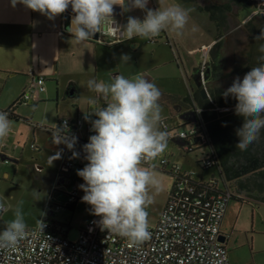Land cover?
Masks as SVG:
<instances>
[{
    "label": "clouds",
    "instance_id": "obj_1",
    "mask_svg": "<svg viewBox=\"0 0 264 264\" xmlns=\"http://www.w3.org/2000/svg\"><path fill=\"white\" fill-rule=\"evenodd\" d=\"M159 2L163 3V0ZM18 3L50 20L71 6L75 15L67 31L77 44L92 39L96 33L102 34L108 21L128 40L152 39L162 31L180 36L192 11L179 3L153 10L147 7L149 0H11L13 7ZM116 5L124 11L141 9L145 16L142 20L129 16L126 25L113 27ZM259 51L264 53V45ZM129 59L127 54L121 57L125 63ZM87 87L107 103L100 106L97 99H88L91 114L98 118L91 121L95 135L83 146L88 163L77 172L85 182L79 186L85 193L82 202L90 205L92 214L101 218L98 221L101 230L126 237L138 245L150 238L147 208L154 202L151 190L159 192L161 186L151 161L168 146V132L160 127L162 93L152 80L139 74L133 77L117 75L111 82L90 79ZM223 95L237 101L235 114L243 117V125L237 130L239 142L236 147L244 151L259 139L264 129V55L257 58L256 66L242 80L236 77ZM11 123L8 113L0 112V139L9 135ZM67 132L66 121L62 126L54 124L52 143H63L73 149L76 137L69 139ZM60 155L57 152L49 157V165ZM78 155L73 152V158ZM23 203L18 202L13 218L6 221L0 231V252H14L22 241L34 237L36 231L43 233L46 227L43 220L37 219L36 229H29ZM4 208L5 204L0 202V211Z\"/></svg>",
    "mask_w": 264,
    "mask_h": 264
},
{
    "label": "rangeland",
    "instance_id": "obj_2",
    "mask_svg": "<svg viewBox=\"0 0 264 264\" xmlns=\"http://www.w3.org/2000/svg\"><path fill=\"white\" fill-rule=\"evenodd\" d=\"M149 3L153 4L152 2ZM156 3H158L160 7H167L173 3H179L184 8L192 10L189 13V19L182 31V35L177 36L172 32L179 37L180 46H177L175 43L173 48L175 52H177V55L179 54L182 56V59H185L184 63H190L188 67L198 65L200 62H205L198 68V73L196 74L197 77L204 78L205 72H203V70L206 69V62L210 58L209 52L218 36L216 26L209 20L206 13L200 12L192 5L182 3L180 0H163V3L157 0ZM207 3L208 2H201L200 4L205 6ZM257 16V10L252 7L240 11L238 13V20L236 17L230 19V25L232 29H234V32L224 37V52L229 61H232L236 53H239L236 47L241 44V40H246L248 38L245 27L239 22L246 24ZM236 32H238V35ZM146 45L147 48L142 46L137 54L134 52V49L130 48L126 53L130 59L127 63L121 64L122 66L120 64L117 66L118 60H114L113 51H108V66L105 67L101 75L103 76V80H105V82H111L117 75L133 77L139 74L143 76L145 71H148L153 76L167 75L168 77L176 72L173 66L170 65L162 67H156L154 65L160 57L170 58L172 62H176L175 58L172 56V52L166 50L169 49L168 47L160 48L150 46V44ZM153 49L158 50L156 53H152ZM206 50L208 53H206ZM186 63L185 67L187 68ZM154 68L158 69L153 71L155 70ZM8 79L10 82L8 85L11 87L10 90H8V95L11 96L20 80L12 76ZM155 84L159 88H175L179 90L181 94H187L179 80H177V84H174L170 80H161L155 82ZM46 88L48 89L47 93L41 94V99L36 101L35 107L22 104L18 108L20 116L23 119L30 120L31 125L24 120H11V129L9 132L10 140L6 137L0 139V145L2 142L8 144L7 149H2L0 147V156L5 154L12 159V161L3 162L0 157V202L5 204L7 208L6 217H8L9 220L13 218V211L18 202L23 201L25 221L29 228L36 226L37 219L43 221L48 220L51 223L57 224L58 232L62 231L61 233H66L71 241H76L79 238L80 232L85 229L89 217L88 204L82 202V197L85 193L79 187L85 182L77 175L78 169L74 168L70 171L62 169L65 162L68 163L69 160L74 159L73 152L75 151V146L68 155L69 148L66 144L61 143L56 145L52 143L51 131L54 128V124L57 125L63 120L69 122L75 120L77 112H79L80 115L84 113L91 114L92 107L88 104V99L97 98L94 92L89 91L87 81L81 87L78 98L69 96L67 90L63 88L57 90L55 84L52 83H48ZM161 107V122L164 121L165 124L171 126L181 122L180 120L182 119L180 116L170 117L169 109L163 106ZM172 111H174V109H172ZM91 116L94 119L95 115L91 114ZM184 128L188 129L189 127L184 126ZM85 133L84 129H79L77 131V136L81 138L85 136ZM32 144L37 146L36 150L31 149ZM169 145H173L172 147L175 149V155L172 157V160L178 162L177 165H182L184 170H193L196 177L203 176L206 180L215 176L214 170H203L198 164V162L204 159L201 153H192L189 155V159H185L183 153L175 144L170 143ZM15 146L18 148L15 149ZM171 149L170 147L166 148V155L170 156ZM57 152H60V158L54 160L53 163L49 165V157L55 156ZM202 152L206 155L209 153V150L204 149ZM156 168L158 167L154 168V172L160 180L161 186L159 192H156L155 189L151 190V194L154 196V202L147 208L149 228L155 227L158 223L162 211L167 204L168 195L173 184V179L170 175ZM60 173L68 178V180L58 187H61L63 192H69L74 186L77 187L79 204L74 213L69 210H61L50 216V211L55 209L51 207V204H54L56 200L54 198V200L51 201L53 194L58 198L59 202H63L65 199L62 193L57 190L55 191L57 187L54 180ZM243 211L245 215V226L251 227L252 215L250 207L245 205ZM256 226L258 232H254V235L256 239H258L259 245L264 249V227L260 221L257 222ZM249 233L253 235L251 229Z\"/></svg>",
    "mask_w": 264,
    "mask_h": 264
},
{
    "label": "built area",
    "instance_id": "obj_3",
    "mask_svg": "<svg viewBox=\"0 0 264 264\" xmlns=\"http://www.w3.org/2000/svg\"><path fill=\"white\" fill-rule=\"evenodd\" d=\"M251 1L258 14L264 18V0ZM113 19V27H116L119 25L118 20ZM158 36L147 39V43L153 44ZM91 41L111 47L125 43L128 39L117 33L111 27V21H108L103 33H97V38H92ZM45 83L43 77L35 79L22 94L21 104L28 105L37 100L46 91ZM200 112L201 110H195L197 115ZM95 119L97 117L94 116L93 119L90 113H84L72 122L63 120L61 126L66 121L68 131L73 126L75 129H84L86 135L91 136L95 135L91 124ZM162 127L171 140L194 137L200 132V125L176 132L170 130L164 122ZM31 149L36 150L37 146L32 144ZM185 149L191 151L188 146ZM203 150L197 151L204 158L200 166L203 170H209L214 166V161L210 150L206 155ZM78 154L80 159H86L84 148ZM156 162L158 168L168 169L176 176L157 225L149 228L151 235L147 241L134 245L126 237L101 230L98 224L101 218L93 215L91 206L88 205V222L78 240L71 241L67 235L54 230L52 223L44 220L46 227L43 233L36 231L34 237L29 236L22 241L12 253L0 252V264H230L228 253L220 240L221 225L231 201L230 192L220 189L216 176L208 180L198 178L193 171H185L179 165H170L166 157L158 156L151 164ZM75 166L71 162H65L62 169L69 171ZM77 199L78 190L74 186L67 193L66 200L56 206V211L75 204ZM6 210L5 206L0 211V219ZM29 229L35 230L36 226Z\"/></svg>",
    "mask_w": 264,
    "mask_h": 264
},
{
    "label": "crops",
    "instance_id": "obj_4",
    "mask_svg": "<svg viewBox=\"0 0 264 264\" xmlns=\"http://www.w3.org/2000/svg\"><path fill=\"white\" fill-rule=\"evenodd\" d=\"M149 2L153 3H148L147 7L150 9L155 10L160 7L159 4L156 3L157 0H150ZM113 15H117L118 17L116 19L118 20L119 25L124 26L126 25L129 16L142 20L145 16V11L138 8H133L130 11H124L119 5H116L114 6ZM239 23L244 26V24H242L241 22ZM165 32L166 36L174 41L177 46H179V37H177L170 31ZM247 33V37H251V34L249 32ZM123 36L125 37V39H127L126 35ZM164 38L166 37L163 36V39ZM146 44H149L147 43V39H140L139 37L111 47L98 45L96 43H93L91 39L77 44L72 41V35L64 30V13L50 20L47 18V16L39 12L27 9L22 4L18 3L15 7H13L11 5V0H0V111H5L9 107H11L22 96L24 91H27L30 88L32 83L38 77H43L45 79V87L48 83H52L55 84L57 90L63 88L67 90L69 96L78 98L79 91L86 81L88 82L90 79H95L96 81L105 82V80H103V76L101 75L105 67L108 66V51H113L114 60H118L117 66H119V64L123 65L125 63L121 61V57L125 55L130 50V48L134 49V52L137 54L142 46H144V48H147ZM150 46H156L160 48L168 47L169 49L166 50L172 52V56L173 58H175L176 62H172V59L170 58L168 59L165 57H160L154 63V65L156 67L170 65L173 66L176 72L172 75H169L168 77L167 75L153 76L148 71H145L143 73V76H146L147 80H152L154 83L161 80H170L174 84H177V80H179L181 81L187 94L183 95L181 94V92H179V90L175 88L171 89L165 87L159 88L161 90V93L174 96L182 100L188 94H190L192 90L196 91L197 88H199L197 83L198 77L196 76L198 72L195 71L198 70V68L205 62H200L198 65L192 67H188V65H190L189 62L188 64L185 62L187 64L186 68L184 63L185 59H182V56H180L179 54L177 55L175 49L161 43L158 45L150 44ZM157 50L153 49L152 53H156ZM206 53H208V51ZM154 69L155 70L153 71H156L158 68ZM10 76H12L13 78H18L17 80H20L18 81L17 88L13 91L11 96L8 95V90H10L11 88L8 85L10 83L8 79L10 78ZM205 82L208 81H204V83ZM47 91L48 89L46 88V91L43 94L47 93ZM96 98L99 101V105L102 106V102L100 99L103 98L98 97L97 94ZM40 99L41 95L37 100ZM37 100L33 101L30 104L32 105L33 103H36ZM105 102L107 103V101ZM182 104L185 103L181 102L175 105L161 106L169 109L170 117H181L182 114L179 106ZM187 104L189 105V103ZM172 109H174V111H172ZM195 110L197 109L195 108ZM16 113L20 116L18 110L16 111ZM79 115V112H77L76 118ZM180 121L181 122L173 124L172 126L167 124L166 125L170 130L175 132L178 129L187 130L183 127V123H186L189 120ZM161 128L162 130H164L162 125ZM78 130L79 129H76L75 132L76 137L78 139H87L89 141L90 136H87L86 133L85 136L81 138L77 136ZM6 138L10 140V135L6 136ZM170 143L175 144L176 147L181 150L178 142L172 141L168 138L167 148H172L171 153L169 154L170 156L166 155V152L164 151L159 155V157H166L169 160L170 165H177L178 162L172 160V157H174L175 155V149L172 147L173 145H169ZM3 144H5V147H3ZM74 146V152L78 153L79 145L75 143ZM0 147L2 149H7L8 144L6 142H2ZM14 148L16 149L18 147L15 146ZM71 151L72 149H69L68 155L71 153ZM181 152L183 153L185 159H189V155L192 154L190 153L186 155L182 150ZM4 156L7 157L5 154H2L0 156L1 159L5 158ZM7 158L10 159V157ZM9 161H12V159H10ZM69 162H71L74 166L76 165L70 170H73L74 168L81 170L88 163L86 159H80L79 157L69 160ZM152 165H154V168L158 167L157 162L153 163ZM180 167L184 170L182 165ZM187 170L190 171V169H186L185 171ZM198 178H202L205 180L203 176H199ZM66 180H68V178H65L64 182ZM64 182H62L58 186L62 185ZM58 186H56L57 188L55 189V191L57 190L63 195L68 193L63 192L62 188ZM54 198L56 200L54 201V204H51V207H54L55 209L50 211V216L57 212L56 206L61 205L66 200L65 196L63 202H59L58 198L53 194L51 201H53ZM78 204L79 198L76 200L75 204L70 205L71 209L64 210H69L70 212L74 213L76 208L78 207ZM245 205L250 207L251 209V227L245 226V215L243 211V207ZM263 208L264 204L260 205L258 210H255L253 206L247 203L239 202L237 200H231L228 203L227 211L221 225V235L225 238L224 242L222 243L224 249L228 253L230 264H264V249L259 245L260 243L254 235V232H258L256 230L257 222L260 221L264 227ZM6 213L7 210L2 216V221L4 224H6V221L9 220L8 217H6ZM250 229L253 232V235L249 233Z\"/></svg>",
    "mask_w": 264,
    "mask_h": 264
},
{
    "label": "trees",
    "instance_id": "obj_5",
    "mask_svg": "<svg viewBox=\"0 0 264 264\" xmlns=\"http://www.w3.org/2000/svg\"><path fill=\"white\" fill-rule=\"evenodd\" d=\"M180 1L184 4L192 5L202 13H206L209 20L216 26L218 36L210 49V58L206 62V69L203 70L205 75L208 76L207 84L197 88L196 91L192 90L182 100L162 93L159 101L160 105L170 106L184 102L191 103L196 109L201 110L199 115L196 114V123L189 121L183 123V127L200 125V132L194 137L189 136L186 139L176 138L172 139V141L178 142L181 150L186 155L201 149H209L211 158L214 161V166L209 170L215 171L220 189L230 192L231 200L247 203L253 206L255 210H258L259 206L264 204V129L261 130L259 139L250 144L246 150L241 151L237 148L236 145L239 142L237 130L243 125V117L235 114L237 101L231 96L225 98L223 93L232 85L236 77H240L242 80L243 76L253 66H256L257 58L264 55V53L259 51L260 46L264 45V18L258 14L257 17L244 24L245 30L251 34V44L246 61L238 62L235 58L229 61L224 52V37L234 32L230 25V19L232 17L238 19L240 11L255 7V4L251 0ZM201 2L208 3L202 6ZM236 34L238 35V32ZM163 36L166 38L163 39ZM160 43L171 48L175 46V42L166 36L165 31L159 34L153 44L158 45ZM195 72H198V70ZM203 88L206 89V95L202 94ZM21 99L22 96L7 110L0 112L8 113L9 120H24L31 125L30 120L23 119L16 113L22 105ZM100 100L102 106H105L106 102L103 99ZM29 105L31 106V104ZM31 107H35V103ZM57 126H61V122ZM75 132V127H70V131L67 132L69 139L76 137ZM76 143L79 145V151H81V148L88 141L76 137ZM186 146L191 151L186 150ZM198 164L200 165V162ZM161 170L175 179L176 175L172 172L166 169ZM64 195L66 196L67 194ZM65 209H71V206L65 207ZM53 224L56 226V223ZM4 227L5 224L0 219V231ZM56 227L54 230L57 231ZM59 232L61 233L62 231ZM65 235L67 234L65 233Z\"/></svg>",
    "mask_w": 264,
    "mask_h": 264
},
{
    "label": "flooded vegetation",
    "instance_id": "obj_6",
    "mask_svg": "<svg viewBox=\"0 0 264 264\" xmlns=\"http://www.w3.org/2000/svg\"><path fill=\"white\" fill-rule=\"evenodd\" d=\"M250 44H251V39L249 37L246 40H241V44H239L236 47L237 50L239 51V53H236L235 59L238 62L246 61V59L248 58L247 54L249 52ZM206 81H208V80H206ZM204 84H207V82H205ZM179 108H180V111H181L182 115H184L186 113H189V112H193V111L195 112V107L191 103H189V105L187 103L182 104V105L179 106ZM65 178L66 177H64L62 174H59L58 176L55 177L54 183L56 184V186H58L59 184L64 182Z\"/></svg>",
    "mask_w": 264,
    "mask_h": 264
},
{
    "label": "water",
    "instance_id": "obj_7",
    "mask_svg": "<svg viewBox=\"0 0 264 264\" xmlns=\"http://www.w3.org/2000/svg\"><path fill=\"white\" fill-rule=\"evenodd\" d=\"M74 15L75 14L72 12L71 6H69V8L64 12V30L65 31H67V28L70 26L71 20H72ZM113 17L117 18L118 16L117 15H113ZM92 38L96 39L97 38V33ZM206 80H208V76H205L204 78L198 77V79H197L198 86L199 87L203 86L204 81H206ZM202 94L206 95V89L205 88L202 89ZM181 119L182 120H189L190 122L195 123L197 121L196 113L194 111L186 113V114L181 116ZM9 160L10 159L7 158V157L2 158L3 162H9ZM220 240H221V242H224L225 238L221 235L220 236Z\"/></svg>",
    "mask_w": 264,
    "mask_h": 264
}]
</instances>
